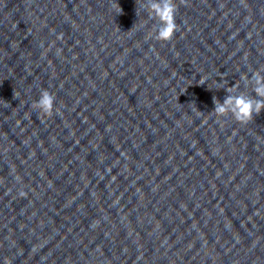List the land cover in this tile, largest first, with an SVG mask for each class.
I'll use <instances>...</instances> for the list:
<instances>
[{
	"label": "water",
	"instance_id": "1",
	"mask_svg": "<svg viewBox=\"0 0 264 264\" xmlns=\"http://www.w3.org/2000/svg\"><path fill=\"white\" fill-rule=\"evenodd\" d=\"M176 3L0 0V264H264V0Z\"/></svg>",
	"mask_w": 264,
	"mask_h": 264
},
{
	"label": "clouds",
	"instance_id": "2",
	"mask_svg": "<svg viewBox=\"0 0 264 264\" xmlns=\"http://www.w3.org/2000/svg\"><path fill=\"white\" fill-rule=\"evenodd\" d=\"M146 3L149 17L155 19L159 25L147 34V38L162 42L171 41L175 32L178 31L175 21L177 11L176 0H146ZM120 12L121 9L119 8L117 14ZM61 38V35H57L56 40H60ZM59 53L60 50L57 49V55ZM262 72L264 70L261 69L252 72L251 79L246 75L241 77L242 80L252 81L250 86L252 92L255 94L254 97L250 95L245 96L243 93L233 94V90L238 87L236 85L233 88L228 87L225 89L227 95L222 103L213 98L214 110L212 113L216 114L218 121L221 122V118L231 115L235 122L246 125L253 120L254 115H259L264 110V75H261ZM54 101V94L49 93L47 90H42L39 99L32 102L31 109L37 111L43 119H50L54 111L56 114H59V108L54 109ZM60 107H63V105H60ZM25 118H28L27 113H25ZM20 195L23 196L24 193L21 192Z\"/></svg>",
	"mask_w": 264,
	"mask_h": 264
}]
</instances>
